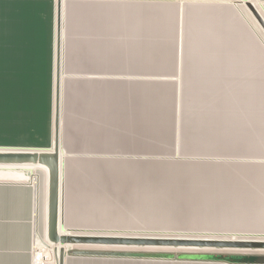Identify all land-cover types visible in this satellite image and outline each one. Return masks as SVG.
<instances>
[{
	"label": "rangeland",
	"instance_id": "rangeland-1",
	"mask_svg": "<svg viewBox=\"0 0 264 264\" xmlns=\"http://www.w3.org/2000/svg\"><path fill=\"white\" fill-rule=\"evenodd\" d=\"M102 1H107L110 8H113L111 4L117 2V5H121L119 7H122L123 11H127V15L123 14L122 32L123 36L132 39L134 52H137L136 39L138 37L136 34L148 33L149 28L144 19L147 12H154L152 13V19L157 25L155 27L159 29L156 31V39L162 49V51L159 49L157 51L163 52L166 60L160 61L155 60V58L153 61V57L152 59L147 58V56L142 57L138 59V62L133 61L134 63H132L137 66L136 70L124 71L123 73L113 74V76L122 78L123 81L128 83H133V86L139 84L144 89L149 87L150 92L153 90L158 93L157 98L164 97L168 102L170 101V103H167L166 112L163 111L167 121L163 125V133L153 134L150 130L145 129L142 130L143 132H138L137 137L136 129L133 128L128 138L112 137L105 143L104 141H88L83 137L78 138L73 131L74 129L67 122H62V125H60V140L63 147L61 149L64 154L62 213L60 217L62 227L74 233L77 232L76 234L93 235L132 234L133 236L146 237L220 236L225 238H264V232L260 230L264 228V219H262L263 221L256 219L249 223L238 218L235 223L233 219L231 222H227L225 218L219 217L210 220L204 217L197 219H190L189 217L136 218L129 214V207L127 206L124 213L127 212L129 215L120 217L116 211L122 206L117 205V202L100 214H90L87 211V203L85 204L86 207L83 206V203L79 204L82 206L79 211L75 209L73 206L75 198L78 202H81L80 197H75V195L79 196L82 192L80 174L87 170L113 171L119 169L128 173L171 170L194 173L197 176L224 174L228 177L229 174L234 175L236 172L242 171L236 170V167H234L241 160L264 158V68L260 65L257 53V51L264 53V37L247 10L237 0ZM17 2L22 1L0 0V8L3 5L2 3H8V6L12 7V11H18L14 9ZM66 2L64 4L65 10L71 7V4L68 5V2ZM52 3L53 15L50 28L52 41L50 50L51 54L55 55L56 0ZM205 11L206 13L202 14ZM124 16H126L127 21H124ZM190 18L215 22L218 38L220 39H218V46L215 41H213L212 47L210 42L202 41L199 37L198 28L189 23ZM138 19L140 20L138 21ZM63 26L65 27L62 24ZM247 36L251 40H247ZM208 37H210V34ZM254 42L260 49L255 47ZM225 44V47L234 55H232L233 58L228 59L226 57ZM195 47L199 51V56L204 57L206 54H215L212 59L215 64L213 69L218 68V72L207 73L212 75L211 79H213V86L210 88L213 92L212 99H203V93L206 89L204 86H200L198 90L200 91V103H194L190 99L185 100L190 97L188 96V87L191 84L200 83L199 80L201 79L199 72L202 68L189 66L192 58L190 53ZM148 51L151 53L149 49H143L142 53ZM156 55L160 56L159 53ZM233 63L235 66L230 65ZM127 64L128 66L131 65L130 62H127ZM208 68L212 69V66ZM227 69L230 72L235 69L237 72L230 74L232 77H227V73L224 71ZM241 69L245 73L238 72ZM54 83L55 72L51 67L49 80L41 83L46 88L49 86L47 90H43V92H47L45 93L47 95L43 94L41 102L38 103V110L32 117H27L22 110L10 113L12 104L10 105L9 102L6 104V100H14L12 97H7L5 103L0 100V150H50L49 147H29L24 146L22 143L27 139L26 136L29 131L26 122L33 120V123H38L43 117L48 125L49 136L53 141ZM66 94L67 89H62L61 107L63 111L72 105L71 100L64 97ZM18 109H21V107L18 106ZM218 109L219 114L227 116L226 120L229 123V128H227L229 137L224 140L215 138L217 126L214 121L208 126L204 122V117L213 116L216 114L214 111ZM193 110H195L194 113ZM196 116L197 118H195ZM238 118L240 120L244 118L243 120L248 123V126L243 128V121L238 124ZM196 122L199 124L197 128L194 126ZM127 127L130 130V127ZM243 130L247 132L250 138L249 142H245V139L242 138V136L244 137ZM211 132L214 137H206V134H212ZM33 178L38 179V185H36L38 206L37 212L33 216V236L36 241L33 252L38 249L36 253H40L42 264H52L50 253L40 242L46 235V217L44 216L45 174L40 169L32 167H0V183L30 185L34 188ZM235 178H238L239 181L243 179L238 175ZM218 179L220 180V178ZM220 188L225 187H219L218 189ZM74 191L75 194H73ZM230 196H232L231 193L222 194L224 199L227 197L231 199ZM40 200L42 210L38 211ZM111 201L113 203L115 200L112 199ZM228 202L231 204L233 200H228ZM229 218L231 219V217ZM65 249L68 252L66 253L65 264L75 262L74 257L70 254L71 250H100L132 255L91 259L87 261L91 262L90 264H200V262L180 260V257L201 254L222 256L229 254L264 255V251L176 250L175 248L129 249L67 246Z\"/></svg>",
	"mask_w": 264,
	"mask_h": 264
},
{
	"label": "crops",
	"instance_id": "crops-1",
	"mask_svg": "<svg viewBox=\"0 0 264 264\" xmlns=\"http://www.w3.org/2000/svg\"><path fill=\"white\" fill-rule=\"evenodd\" d=\"M18 1H22L17 2V4L14 3L16 4L14 9L18 11H12V7L8 6V3H2L3 5L0 8V100L5 103L7 97H12L14 100H6V104L8 102L10 105L12 104L10 113L22 110L27 117H32L38 110V103L41 102L43 94L47 95L45 94L47 92H43V90L49 88V86L47 88L42 86L41 83L49 80L51 67L55 72V55H52L50 50L52 41L50 29L53 15L52 2L54 0ZM66 1L62 0V24L65 27H62L60 88L61 98L62 89H67V94L64 97L71 100L72 105L64 111L61 107L60 125H62V122H67L72 129H75L81 119L84 129L96 130L106 122L118 123L125 120V122H128L126 125L130 127V132H127L129 136L133 131V121L137 115L135 113L137 99L133 96V91L137 90L139 84L133 86V83L123 81L122 78H116L113 74L136 70L137 66L132 63L138 62L140 57L147 56L149 59L153 57V61L155 58V60L165 61V55L163 52H152V50L151 53L149 51L146 53L133 51L132 39H128L127 36L125 39L122 32L123 14L127 15L128 13L123 11L122 7H119L121 5L118 6L117 2L111 4L113 8H110L107 1L102 0H68V5L71 4V7L65 10L64 4ZM249 1L252 2L264 19V0ZM152 13L154 12H147L144 20L148 28L151 27L155 33L158 28H152ZM205 13L206 11L202 14ZM125 20L127 21L126 16H124ZM189 23L209 24L211 30L208 31L207 35L210 34V37L214 39L218 38L215 22L190 18ZM246 39L251 40L249 36ZM253 44L260 49L255 42ZM159 50L162 51L160 47ZM158 53L160 56L156 55ZM225 53L228 59L234 56L228 48L225 49ZM257 53L260 65L264 68V53L261 51H257ZM199 55L196 47L193 48L190 53L192 58L189 66H199L202 68L199 72L202 80L203 78L210 79L211 75L206 72L210 74L214 71L218 72V68L213 69V66L212 69L203 68L205 65L203 61L207 57ZM127 62H130L131 65L128 66ZM230 65L235 66L234 63ZM224 71L227 73V77H232L230 74L237 72L235 69H233V72L228 69ZM238 72L245 73L242 69ZM209 82L206 81L207 84ZM200 85L203 86L204 81H200L195 85L191 84L188 87L190 98L198 99ZM121 92H125V97L120 96ZM108 94L110 95L109 98ZM196 94L198 97H196ZM208 95H212V93L206 94V96ZM156 98L153 97L152 99L156 101ZM199 99L197 103L201 102ZM203 99L206 100L207 98L204 96ZM151 105H154V103L151 102ZM18 106L21 109H18ZM204 118L207 126L213 121L216 124L217 134L215 138L224 140L229 137V133H227V128H229V123L226 120L227 116L216 114ZM164 123V119L157 117V115H148L144 119L140 117L139 132H143V128H146L153 134L163 133ZM26 125L29 131L27 132V139L22 143L24 146L51 147L52 138L49 136L48 125L44 117L38 123H33V120H30L26 122ZM116 125L114 124V126ZM194 126L197 128L199 124L196 122ZM243 134L244 141L249 142L250 138L247 132L244 131ZM206 137L214 136L212 133L206 134ZM61 154L60 217L64 180V154L62 149ZM234 167H236V170L242 171L236 172L234 175L229 174L228 177L224 174L197 176L194 173L171 170L164 172L148 170L132 173L119 169L113 171L87 170L80 174L82 194L75 195V197H80L81 202H78L75 198L73 206L79 211L82 209L79 204L83 203V206H85L87 203V211L90 214H100L117 202V205L122 206L119 207V211H116L120 217L130 214L136 218L149 219L168 217L197 219L204 217L210 220L219 217L225 218L227 222H231L233 219L235 223L238 218L249 223L256 219H264V158L241 160ZM236 175L243 179L239 181L238 178H235ZM219 187L225 188L218 189ZM228 193L232 195L230 196L233 200L231 204L228 202L231 199L228 197L224 199V195L222 197V194L227 195ZM73 194H75V191ZM112 199L115 200L113 203H111ZM37 206L36 186L32 188L30 185L0 183V264H33V250L36 242L33 236V216L37 212ZM46 206L47 201H44L45 217H47ZM126 206L129 207V214L124 213ZM39 210H42L41 200L39 201ZM59 226L65 232L74 233L62 227L60 218ZM260 230L264 232V228ZM175 237L231 239L230 237L220 236ZM72 257L75 259L74 263L71 262L73 264H90L91 262L87 261L102 259ZM204 263L225 264L200 262V264Z\"/></svg>",
	"mask_w": 264,
	"mask_h": 264
},
{
	"label": "water",
	"instance_id": "water-1",
	"mask_svg": "<svg viewBox=\"0 0 264 264\" xmlns=\"http://www.w3.org/2000/svg\"><path fill=\"white\" fill-rule=\"evenodd\" d=\"M252 17L264 31V20L258 14L249 0H242ZM61 51H62V0H56V34H55V111L54 133L50 150H0V166L40 165L47 169V239L61 245L57 264H65V246H96V247H137V248H194L213 250H241V251H264V240H229L210 238H162L146 236H114L93 234H67L59 232L60 197H61ZM70 254L75 257H128L118 252L100 250H71ZM180 260L193 262H217L225 264H264V255H185Z\"/></svg>",
	"mask_w": 264,
	"mask_h": 264
},
{
	"label": "trees",
	"instance_id": "trees-1",
	"mask_svg": "<svg viewBox=\"0 0 264 264\" xmlns=\"http://www.w3.org/2000/svg\"><path fill=\"white\" fill-rule=\"evenodd\" d=\"M151 23L153 26L152 28H155L154 20H152ZM191 25L196 26L198 28L197 30L200 33L199 37H201L202 41H206L207 43L210 42L211 47L213 46V41H215L216 45L218 46V43H219L218 39L219 38L214 39V38L208 37V35H207L208 31L211 30L209 24L204 23V24H191ZM149 29L150 30H148V33H137L136 34L138 37V39L135 38L137 41V48L136 49H137L138 53H139V51H141L140 53H142L143 49H149L152 51H154V50L157 51V49H159V42L156 39L157 29L155 30V33L152 31L151 27ZM124 38L126 39V36H124ZM157 42H158V45H157ZM210 53H211V51H210ZM214 55L215 54L211 53L210 55L206 54L204 56V57H207V59L204 60L205 65L203 66V68L208 69V67L215 66V64L213 63V60H212ZM140 58H142V57H140ZM216 66H218V64H216ZM206 73H209V72H206ZM211 74H213V72H211ZM211 77H212V75H211ZM199 81H204L203 86L206 90L203 93V95L207 99L208 98L212 99V95L206 96V94L213 93L212 90L210 89L213 86V84H212L213 79L203 78V80H202V78H201ZM206 81H210V82L207 84ZM200 86H202V85H200ZM125 95H126L125 92L124 93L121 92V94H120V96L122 98L125 97ZM156 95L158 96V93H156L153 90L150 92L149 87H148V89H144L140 85L136 91H133V96L137 99V106L135 108V113L137 115H136L135 120L133 121V128L136 129L137 137H138V132H139V118L140 117L144 119L148 115H150V116L151 115H157V117H161L162 119H164V121H167L165 115L163 114V111L166 112L167 103H170V101L168 102V100H166V98L163 97V98H157L158 100L156 99L157 100V102H156L152 99L153 97H156ZM109 97H110V95L108 94V98ZM196 97H198L197 94H196ZM199 98H200V93H199L198 99ZM189 99L193 100V101L195 100V98H190V97H187L185 100H189ZM198 99L195 100L196 103H197ZM149 101L153 102L154 105H151V102H149ZM191 103H193V102H191ZM221 104H223V103L221 102ZM194 112H195V110H193V113ZM214 113H216L218 115L219 109L215 110ZM216 114H214V115H216ZM219 115H221V114H219ZM222 115H224V114H222ZM195 118H197V116ZM243 119L240 120V118H238L237 123L239 124L241 121H243V128H244L245 126H248V123H246L245 120H243ZM79 122H80L79 125L73 130L75 135L78 136V138L83 137L86 140L88 139V141H102V142L104 141V143L109 141L110 139H112V137L118 136L121 139L128 138L127 132L129 130H128V127L126 125L128 122H125V120L119 121L118 123H112V122L107 123L106 122V124L102 125L101 127H98L96 130L84 129L83 122L81 119ZM114 124H117V125L114 126ZM143 129L145 130L146 128H143Z\"/></svg>",
	"mask_w": 264,
	"mask_h": 264
},
{
	"label": "bare ground",
	"instance_id": "bare-ground-1",
	"mask_svg": "<svg viewBox=\"0 0 264 264\" xmlns=\"http://www.w3.org/2000/svg\"><path fill=\"white\" fill-rule=\"evenodd\" d=\"M248 12V14L251 16V18L253 19V21L255 22V24L258 27V30H260V32L262 33L263 37H264V31L262 30V28L259 26V24L256 22V20L252 17V15L250 14V12L248 11V9L245 7V4L242 0H237ZM252 3V2H251ZM254 6V5H253ZM254 8L257 10V8L254 6ZM243 10V9H242ZM258 14L261 16V18L263 19L262 15L260 14V12L257 10ZM264 20V19H263ZM24 166V165H22ZM26 167H32V168H38L40 169L44 174H45V202H46V196H47V184H48V172L47 169L40 166V165H25ZM0 167H16V166H0ZM35 183V186L38 185V179L37 178H33L32 179ZM35 190V189H34ZM37 205V203H36ZM47 207V206H46ZM35 210V208H34ZM46 227V226H45ZM59 228V232L62 235H67V234H74V233H68L65 232L64 230H62L60 228V226H58ZM46 234V231H45ZM114 236H133V235H115ZM148 237H152V236H148ZM153 237H157V236H153ZM162 238H190V239H197L195 237H162ZM210 239H215V238H210ZM229 240H250V239H235V238H231ZM256 240H264V239H256ZM42 243V245L48 250V252L50 253V257L52 259V264H57L58 261V255H59V250L62 248L61 245L59 244H54L52 242H50L47 239V236L45 235L44 239L40 241ZM67 246H65L64 248H66ZM73 247H80V246H73ZM83 247H96V246H83ZM101 247V246H99ZM102 248H137V247H102ZM143 249H163V248H143ZM176 250H181V249H185V248H175ZM188 249H193L194 248H188ZM195 250H203V249H195ZM205 250V249H204ZM208 250H213V249H208ZM233 251V250H231Z\"/></svg>",
	"mask_w": 264,
	"mask_h": 264
},
{
	"label": "built area",
	"instance_id": "built-area-1",
	"mask_svg": "<svg viewBox=\"0 0 264 264\" xmlns=\"http://www.w3.org/2000/svg\"><path fill=\"white\" fill-rule=\"evenodd\" d=\"M38 250V249H37ZM37 250L33 253V264H42L40 253H36Z\"/></svg>",
	"mask_w": 264,
	"mask_h": 264
}]
</instances>
